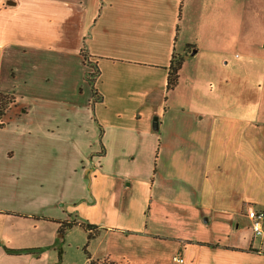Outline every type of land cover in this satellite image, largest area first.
<instances>
[{
  "label": "crops",
  "instance_id": "0c3cea01",
  "mask_svg": "<svg viewBox=\"0 0 264 264\" xmlns=\"http://www.w3.org/2000/svg\"><path fill=\"white\" fill-rule=\"evenodd\" d=\"M7 93L0 264H264V0H0Z\"/></svg>",
  "mask_w": 264,
  "mask_h": 264
},
{
  "label": "rangeland",
  "instance_id": "374dc122",
  "mask_svg": "<svg viewBox=\"0 0 264 264\" xmlns=\"http://www.w3.org/2000/svg\"><path fill=\"white\" fill-rule=\"evenodd\" d=\"M239 54V53H238ZM90 70H93V68L91 67ZM88 78V76H87ZM251 75L250 74H244L243 76V81L244 82H251ZM230 88V87H229ZM250 93L251 91H245V102H246V98H250ZM3 96H5L6 98H8V101L10 99V97H12L10 94H1ZM240 95V94H239ZM228 96H236V93L234 92L233 89H229L228 93H227V97ZM8 105H6L4 107V109H2L3 114L5 113V110L7 108ZM60 245H59V250L61 251H56L57 255H59L57 257L56 262H54L53 264H90V262L86 259V252L85 250L90 251L91 247H90V241L88 242L87 240V234H85V232L80 229V228H73L72 232L68 233L66 235V237H63L62 239H60ZM62 246V247H61ZM87 261V262H86ZM104 264V263H102Z\"/></svg>",
  "mask_w": 264,
  "mask_h": 264
},
{
  "label": "trees",
  "instance_id": "16d2710c",
  "mask_svg": "<svg viewBox=\"0 0 264 264\" xmlns=\"http://www.w3.org/2000/svg\"><path fill=\"white\" fill-rule=\"evenodd\" d=\"M86 60V56L83 55ZM183 63V57L182 56H172L169 68H168V76H167V88L173 89L177 82H178V75L179 70ZM96 68V67H95ZM97 74V70L95 69L94 72L88 73V82L89 84L93 85L94 82V76ZM8 104V98H6L3 95H0V116L3 114L2 109ZM76 224V223H72ZM70 226V224H68ZM80 226H82L87 231V240L88 242L93 239L99 232V230L96 228L95 225L89 224V223H80ZM12 251V250H10ZM86 252V250H85Z\"/></svg>",
  "mask_w": 264,
  "mask_h": 264
},
{
  "label": "built area",
  "instance_id": "2783aa9c",
  "mask_svg": "<svg viewBox=\"0 0 264 264\" xmlns=\"http://www.w3.org/2000/svg\"><path fill=\"white\" fill-rule=\"evenodd\" d=\"M91 72L93 71L91 70ZM246 216L250 221L251 230L254 236H261L264 231V209H256L252 206H248L246 208ZM173 259L182 262V259L178 255H175Z\"/></svg>",
  "mask_w": 264,
  "mask_h": 264
}]
</instances>
